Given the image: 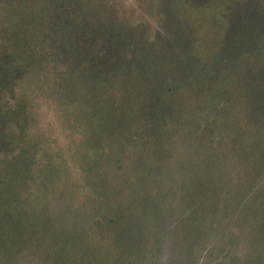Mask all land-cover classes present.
<instances>
[{
    "label": "rangeland",
    "instance_id": "374dc122",
    "mask_svg": "<svg viewBox=\"0 0 264 264\" xmlns=\"http://www.w3.org/2000/svg\"><path fill=\"white\" fill-rule=\"evenodd\" d=\"M0 264H264V0H0Z\"/></svg>",
    "mask_w": 264,
    "mask_h": 264
},
{
    "label": "trees",
    "instance_id": "16d2710c",
    "mask_svg": "<svg viewBox=\"0 0 264 264\" xmlns=\"http://www.w3.org/2000/svg\"><path fill=\"white\" fill-rule=\"evenodd\" d=\"M14 44H16V42H14ZM16 52H17V48H14V49L11 48V52H10V53H11V55H13V59L15 60V63H16V58H17V57H16V56H17V53H16ZM18 58L20 59L21 57L18 56ZM21 62H22V60H21ZM11 66H12V65H11ZM17 67H18L17 65H15V67H11V68L8 67V68H9V72H10L11 70H12V71L16 70ZM1 70H2V69H1ZM2 71H4V70H2ZM20 126H21V124H20Z\"/></svg>",
    "mask_w": 264,
    "mask_h": 264
}]
</instances>
